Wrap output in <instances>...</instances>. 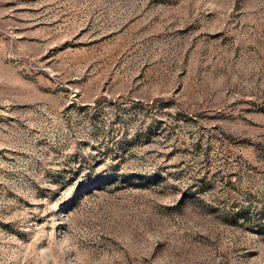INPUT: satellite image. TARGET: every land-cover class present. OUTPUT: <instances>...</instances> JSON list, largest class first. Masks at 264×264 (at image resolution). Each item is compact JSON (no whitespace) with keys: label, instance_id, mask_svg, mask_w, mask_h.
Returning a JSON list of instances; mask_svg holds the SVG:
<instances>
[{"label":"rangeland","instance_id":"rangeland-1","mask_svg":"<svg viewBox=\"0 0 264 264\" xmlns=\"http://www.w3.org/2000/svg\"><path fill=\"white\" fill-rule=\"evenodd\" d=\"M0 264H264V0H0Z\"/></svg>","mask_w":264,"mask_h":264}]
</instances>
